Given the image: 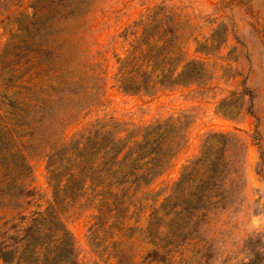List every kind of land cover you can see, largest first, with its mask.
Instances as JSON below:
<instances>
[{"label":"rangeland","instance_id":"1","mask_svg":"<svg viewBox=\"0 0 264 264\" xmlns=\"http://www.w3.org/2000/svg\"><path fill=\"white\" fill-rule=\"evenodd\" d=\"M68 2L76 4L71 13ZM157 5L164 6L159 14L176 24L185 61H204L209 73L199 83L158 87L149 94L122 93L107 78L99 104L61 127L65 140L94 117L146 124L182 111L191 115L185 144L147 189L157 192L156 202L146 189L115 191V197L114 190L109 194L102 188L110 181L97 178L94 187L86 181L80 196L67 205L62 216L73 236L76 264H264V0H0V124L12 129L16 143L26 139L9 103L20 97L19 85L32 76L22 70L37 61L25 64V34L45 33L40 44L53 32L64 38L59 51L64 63L75 66L72 75L81 84L73 89L79 93L87 83V68L99 65L97 71L105 68L107 77L112 74V52L121 56L123 49L110 43L113 35ZM31 71L37 75L29 82L49 83L48 71ZM206 132H235L245 143L244 163L234 180L233 204L195 221L171 214L178 208L170 210L173 200L164 198ZM30 152L29 188L38 195L24 205L27 210L36 204L43 208L50 194L44 162L38 150ZM112 201L123 204L115 207ZM156 245L166 252L162 262L147 255Z\"/></svg>","mask_w":264,"mask_h":264},{"label":"trees","instance_id":"2","mask_svg":"<svg viewBox=\"0 0 264 264\" xmlns=\"http://www.w3.org/2000/svg\"><path fill=\"white\" fill-rule=\"evenodd\" d=\"M67 4L68 12H73L76 4ZM163 10V5L154 6L113 35L110 43H118L123 49L121 56L112 52V74L107 77L105 68L97 71L99 65L87 68V83L79 93L73 89L80 83L72 75L75 66L64 63L59 51L64 38L53 32L46 35L45 44H40L45 33L25 34V64L32 58L37 61L22 70L21 74L29 72L32 76L28 75L19 85L16 93L20 97L10 99L9 103L16 108L11 112L18 117L15 126L20 132L23 130L21 135L26 139L16 143L12 129L0 124L1 263L76 264L73 236L62 215L85 189V182L93 184L97 178L110 181L102 188L109 194L114 190L113 196L115 191L135 194L146 189L150 193L149 186L185 144L191 115L184 111L146 124L111 116L94 117L67 139L62 137L61 127L70 123L71 118L76 116V120L81 112L85 115L99 104L107 78L111 86L129 94H149L158 87L196 84L207 78L204 61H185L177 26L163 12L159 14ZM34 67L48 71V84L37 86L36 82H29L37 75L31 71ZM242 92L251 98L246 87ZM31 150H38L44 162L50 194L43 208L36 204L34 209L27 210L24 205L38 195L34 187L29 188ZM244 151L245 143L235 132L204 133L197 154L181 166L177 180L168 187L164 199L173 200L170 210L178 208L171 214L182 213L199 221L214 209L230 207L237 193L234 180L241 174ZM150 195L152 203L156 202L157 192ZM110 204L118 207L123 201ZM174 218L163 222H172ZM156 246L147 255L150 261L162 262L166 252ZM252 263L248 260L245 264Z\"/></svg>","mask_w":264,"mask_h":264}]
</instances>
